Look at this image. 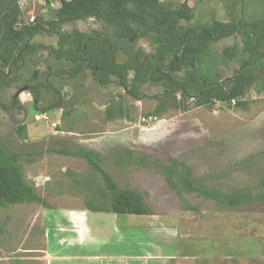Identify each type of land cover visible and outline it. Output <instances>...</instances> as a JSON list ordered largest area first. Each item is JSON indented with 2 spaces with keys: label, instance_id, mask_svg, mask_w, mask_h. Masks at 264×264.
Returning a JSON list of instances; mask_svg holds the SVG:
<instances>
[{
  "label": "rangeland",
  "instance_id": "1",
  "mask_svg": "<svg viewBox=\"0 0 264 264\" xmlns=\"http://www.w3.org/2000/svg\"><path fill=\"white\" fill-rule=\"evenodd\" d=\"M160 2L173 9L186 4L191 18L183 23L185 27L214 21L228 23L242 17L264 18V0ZM19 6L21 23L28 25L35 23L36 18H42L44 24L53 21L60 4L59 0H23ZM74 30L91 34L102 32L103 28L94 19L62 27V32ZM34 43L57 47L58 38L45 33L37 36ZM236 44L242 46L240 38L222 41L216 51L223 54ZM132 48L142 49L148 55L155 53L150 39L135 40ZM127 60L119 53L120 63ZM67 68L49 51L42 50L25 62L18 83L0 90V103L11 105L19 91L28 89L19 95L18 109L6 112L0 107V147L23 155L25 177L42 199V203L0 210V264H50L49 256L60 255L66 258L54 264H73L70 256L82 254V248L71 249L67 243L53 248L59 235L65 243L79 232L74 227L78 224L68 228L61 218L56 227L54 216L109 209L110 201L100 175L87 162L55 152L78 149L101 155L106 171L121 187L141 193L154 211L152 219L156 224L180 226L181 239L188 240L183 241L179 250L186 251L189 257L203 258L190 260V264H208L206 257H228L236 264H264V203L221 210L212 201L186 197V203L197 207V211H187L186 203L170 190L153 163L174 159L190 167L196 179L224 192L256 189L264 180L262 82L247 90L242 99L244 107L221 103L195 107L191 103L187 112L168 109L163 115H155L157 102L152 98L162 93L161 87L146 86L143 93L147 99L138 102L115 83L101 88L89 72L78 80L56 74ZM239 68L237 61L220 68V78L224 81L234 77ZM35 85H42L37 108L30 93ZM57 98L64 100L65 109L38 112ZM110 110L116 114L113 119L107 117ZM19 128L26 131L19 133ZM124 151H132L135 160L128 165H116V153ZM143 156L152 160L142 163L139 160ZM125 219L135 224L147 221L141 216Z\"/></svg>",
  "mask_w": 264,
  "mask_h": 264
},
{
  "label": "trees",
  "instance_id": "2",
  "mask_svg": "<svg viewBox=\"0 0 264 264\" xmlns=\"http://www.w3.org/2000/svg\"><path fill=\"white\" fill-rule=\"evenodd\" d=\"M21 1L0 0V90L18 83L25 62L42 50L67 64V69L56 73L58 76L67 75L78 80L89 72L101 88L115 83L138 102L147 99L143 93L146 86L161 87L162 93L152 98L157 102L155 115H163L168 109L187 112L191 103L195 107H212L216 103L244 107L242 99L247 90L254 84H264V18L247 20L242 17L228 23L214 21L209 25L185 27L183 23L191 18L186 4L173 9L160 0H59L53 21L44 24L42 18H36L35 23L23 25ZM88 19L100 23L102 32H62L64 25ZM45 33L58 38L57 47L34 43L37 36ZM239 38L242 46L236 44L223 54L216 51L222 41ZM143 39L151 40L155 47L153 55L132 48L133 41ZM119 53L128 57L127 62L118 61ZM234 61L239 63V70L234 77L223 81L220 68ZM41 87L30 88L35 108L40 102ZM20 105L18 97L11 105L0 103L6 112ZM65 108L64 100L57 98L47 108L37 110L46 113ZM115 116L108 111L109 119ZM25 131L26 128H19V133ZM55 152L84 160L100 175L108 192L110 208L94 212L118 216L154 215L141 193L121 187L106 171L101 155L86 149ZM116 156V165H128L135 160L132 151L119 152ZM23 158L20 153L0 147V210L42 203L35 186L25 177ZM151 160L143 156L139 161ZM153 163L170 190L185 203L186 197H197L216 203L221 210L264 203V180L253 190L224 192L196 179L190 167L174 159L167 163L153 160ZM185 210L197 211V207L186 203Z\"/></svg>",
  "mask_w": 264,
  "mask_h": 264
},
{
  "label": "crops",
  "instance_id": "3",
  "mask_svg": "<svg viewBox=\"0 0 264 264\" xmlns=\"http://www.w3.org/2000/svg\"><path fill=\"white\" fill-rule=\"evenodd\" d=\"M128 216H118L112 213L82 212L61 214L54 216L55 222L74 226L79 231L74 234L71 241L61 242V236L57 237L53 248H61L66 243L71 249L82 248V254H73L69 260L73 264L85 262L86 264H154L155 262L190 264V260H198L196 256L189 257L183 253L180 246V226L158 225L153 221V216H141L147 218L146 222L135 224L128 221ZM120 218H123L120 221ZM56 227L59 223H55ZM68 227V228H69ZM62 233L60 229L57 230ZM75 232V231H73ZM141 248L143 251L137 250ZM75 250H73L74 253ZM180 251V252H179ZM142 252V253H141ZM50 264L63 262L66 256H49ZM208 264H236L228 257L212 259L204 258Z\"/></svg>",
  "mask_w": 264,
  "mask_h": 264
},
{
  "label": "water",
  "instance_id": "4",
  "mask_svg": "<svg viewBox=\"0 0 264 264\" xmlns=\"http://www.w3.org/2000/svg\"><path fill=\"white\" fill-rule=\"evenodd\" d=\"M27 90H28V89H27V88H25V89H23V90L19 91V92H18V94H17V97H19V95H20V94H22L23 92H25V91H27Z\"/></svg>",
  "mask_w": 264,
  "mask_h": 264
}]
</instances>
